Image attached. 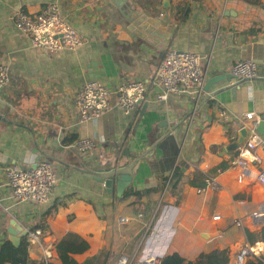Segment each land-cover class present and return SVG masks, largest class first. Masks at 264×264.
I'll return each instance as SVG.
<instances>
[{
	"label": "crops",
	"instance_id": "obj_1",
	"mask_svg": "<svg viewBox=\"0 0 264 264\" xmlns=\"http://www.w3.org/2000/svg\"><path fill=\"white\" fill-rule=\"evenodd\" d=\"M46 4H55L74 28L81 42L75 50L35 49L14 27L15 11L32 17ZM140 22L154 24L162 37H138L134 23ZM169 49L198 55L206 81L231 76L240 60L255 62L258 78L222 80L206 92L158 101L152 77ZM0 63L9 69V83L0 90V244L13 223L27 233L42 226L40 245L26 249L29 264H60L55 245L69 233L87 244L70 256L77 264H136L171 253L194 263L215 250L225 251L233 264L241 248L256 244L263 251L246 264H264V221L250 217L264 211V184L240 182L238 169L229 166L237 149L225 151L240 139L238 147L245 144L246 113L264 115V0H0ZM91 82L111 92L142 82L146 93L129 115L112 94L109 111L81 124L76 94ZM70 135L87 137L93 146L81 152L77 141L64 145ZM254 154L264 175V143ZM42 159L56 176L49 201L15 203L5 168L29 170ZM224 163L227 168L218 172ZM177 165L184 176L171 189ZM127 166L131 183L119 198L114 180L108 195L85 176ZM194 170L207 174L217 189L189 187ZM129 190L151 192L123 197ZM24 239L27 244V234Z\"/></svg>",
	"mask_w": 264,
	"mask_h": 264
},
{
	"label": "built area",
	"instance_id": "obj_2",
	"mask_svg": "<svg viewBox=\"0 0 264 264\" xmlns=\"http://www.w3.org/2000/svg\"><path fill=\"white\" fill-rule=\"evenodd\" d=\"M13 24L18 32L30 39L31 46L35 49L47 52L75 50L81 43L74 28L60 16L55 4H46L32 17L21 9L17 10L13 14ZM200 59L198 55L188 51L169 49L152 77V84L157 90L156 99L165 101L169 95L200 92L206 82V73L201 67ZM230 73L238 82H251L258 78V66L252 60H240L232 65ZM8 83L9 69L0 63V90ZM145 93L146 87L142 82L122 84L114 92L99 82L87 83L76 94L75 105L79 122L85 124L101 118L109 111L112 94L115 95L116 104L123 114L129 115L144 100ZM244 117L247 121V140L237 148V154L231 159L229 166L238 169L240 182L254 180L264 184V175L255 166L258 158L254 154L255 148L263 143L255 131L259 118L254 112H248ZM220 118L228 120L226 113H221ZM92 144L89 138L82 137L77 140L75 146L84 152L91 148ZM4 175L12 200L18 204L45 205L56 184L52 164L46 159L39 160L34 168L29 170L9 166L5 168ZM205 188L216 190L217 184L212 179H206ZM250 217L253 221H264V211H254ZM41 227H35L27 233V248L40 245ZM261 251L263 248L258 244L243 247L236 254L233 264H246L249 256L258 255ZM136 264H159V261H138Z\"/></svg>",
	"mask_w": 264,
	"mask_h": 264
},
{
	"label": "trees",
	"instance_id": "obj_3",
	"mask_svg": "<svg viewBox=\"0 0 264 264\" xmlns=\"http://www.w3.org/2000/svg\"><path fill=\"white\" fill-rule=\"evenodd\" d=\"M249 5H260L262 0H240ZM78 140L77 137L70 135L67 136L63 140L64 145H69ZM227 168V164L224 163L220 165L217 170L218 172H222ZM183 172L181 168L177 165L175 166L171 178L169 180L168 186L171 189H175L177 185L180 183L181 179H183ZM207 178V174H203L198 170H194L191 174V178L187 179L186 184L192 188H202L205 185V179ZM151 190H147L145 192H134L129 190L128 193H125L123 197L128 195H133L135 197H141L143 195L148 194ZM54 210V208H52ZM26 239H22L19 243L18 247H13L11 243L7 240L3 241L0 244V264H29L27 260V246ZM87 249V244L74 234H67L64 238H62L56 245L55 251L57 254L58 261L60 264H77L70 256L75 254H81ZM105 261H102L101 264H105ZM34 264H52L47 263L46 261L37 262ZM83 264H91V263H83ZM159 264H228V257L225 251H211L209 253H201L196 261L187 262L183 258H181L176 253L167 254L159 260ZM260 264V263H258Z\"/></svg>",
	"mask_w": 264,
	"mask_h": 264
},
{
	"label": "water",
	"instance_id": "obj_4",
	"mask_svg": "<svg viewBox=\"0 0 264 264\" xmlns=\"http://www.w3.org/2000/svg\"><path fill=\"white\" fill-rule=\"evenodd\" d=\"M134 24L137 27V31H138V32H135V34L140 38L145 39L148 36L153 37V38L162 37V34H160V32L155 29L156 26L152 23H144V26L142 25L143 24L142 22L134 23ZM232 78H234L232 75L231 76L230 75H218V76L209 78L203 86V91L206 92L213 84L219 81H222V80L230 81ZM134 127L136 129L137 124H135ZM255 131L260 136V138L262 139L264 143V115L260 116L259 122H258V125L256 126ZM240 134L242 137L245 136L246 130L243 129ZM240 143H241V139L238 142H232L225 148V151L227 153L234 152V150L238 148V145ZM131 169L132 168L130 166H127L123 168H115L108 172H87L85 176L97 183L102 184L103 188L105 189L108 195L112 194L113 180H114L115 181V196L119 198L122 196L124 190L131 183V178H132ZM11 224L13 228L11 227V229L8 230L9 236L7 240L11 243L13 247H18L20 240L26 236L27 231L21 230L20 228L15 227L13 223Z\"/></svg>",
	"mask_w": 264,
	"mask_h": 264
},
{
	"label": "bare ground",
	"instance_id": "obj_5",
	"mask_svg": "<svg viewBox=\"0 0 264 264\" xmlns=\"http://www.w3.org/2000/svg\"><path fill=\"white\" fill-rule=\"evenodd\" d=\"M154 259L150 260L149 262L153 261Z\"/></svg>",
	"mask_w": 264,
	"mask_h": 264
}]
</instances>
